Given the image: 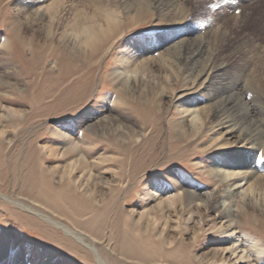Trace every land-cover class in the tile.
Instances as JSON below:
<instances>
[{
	"label": "rangeland",
	"instance_id": "1",
	"mask_svg": "<svg viewBox=\"0 0 264 264\" xmlns=\"http://www.w3.org/2000/svg\"><path fill=\"white\" fill-rule=\"evenodd\" d=\"M65 1L73 3L79 13L98 10L97 6L112 13L121 21L114 38L124 37L114 46L112 39L100 45L77 40L64 47L62 39L73 32L67 27L69 15L61 18L60 26L47 19L36 25L22 12L21 0H0V98L5 101L0 103V130L5 132L0 134V264H96L88 249L15 202L86 236L108 264H150L137 258L124 260L122 248H136L143 258L149 255L146 260H154L151 264H158L151 254L152 243L160 252L177 250L171 259L179 264H249L245 254L217 253L222 248L213 241L211 229L215 218L218 223L216 212L202 209L185 214L180 221L168 214L172 225L162 239L156 234L163 227L147 229L154 206L147 201V192L156 191V187L167 189L163 199H173L174 209L180 210L173 188L178 179L188 187L215 193L218 186L209 171L219 159H235L237 149L221 147L212 124L203 125L199 132L187 124L184 130L175 126L180 118L173 99L186 85L185 69L179 63L164 68L155 62L146 69L132 64L130 73L138 75L120 90L112 73L119 68L121 57L131 63L147 54L146 58L153 55V60L184 43L206 41L204 59L213 55L215 65L226 64L228 75L239 79L242 94H250L245 88L250 84L262 99L264 0H176L172 12L162 15L153 0H91L97 6L88 0ZM16 13L23 17L17 18ZM142 48L145 52H139ZM244 69L251 77L248 83ZM142 72L147 75L144 82ZM70 73L75 74L64 79ZM6 84H14V88ZM247 99L251 101L249 96ZM5 107L19 114L6 117ZM99 115L131 131L121 130L126 137L119 138L111 125L100 122ZM100 123L103 126L98 132H92L90 126ZM65 134L81 140L79 148L102 173L99 188L95 192L90 188L92 200L83 196L81 201L68 187L58 184L61 173L55 171L61 172L71 159L69 155L73 156L67 147L62 148L60 140ZM258 163L263 165L264 159ZM259 195V210L254 213L264 226V190H259ZM235 210L238 212V207ZM188 218L190 223L185 220ZM177 222L181 227L172 228ZM198 223L205 224L199 240L190 229L185 231L186 226ZM263 226L259 222L239 226V240L245 244L251 234L264 243ZM146 236L151 240L148 249L141 243H149Z\"/></svg>",
	"mask_w": 264,
	"mask_h": 264
},
{
	"label": "bare ground",
	"instance_id": "2",
	"mask_svg": "<svg viewBox=\"0 0 264 264\" xmlns=\"http://www.w3.org/2000/svg\"><path fill=\"white\" fill-rule=\"evenodd\" d=\"M88 1L92 4L91 0ZM175 1L176 0H153V5H156L157 9L160 11L159 14L162 15L163 12H172V7H174ZM21 2L23 8L22 12H25L27 15L26 18L36 25L45 24L47 19V22L49 21L50 24L57 23V25L60 26L61 18L64 17V15L70 16L71 21L69 22V25L71 27L69 25L67 27L73 32L67 33L66 37L62 39L64 47L75 45L77 40H86L90 43L93 42L96 45H100L106 44L113 39L114 43L112 46L123 40V34L114 38L118 26L121 23V21L118 20V17L112 13L100 10L99 6L95 5V3L92 5L97 6L98 10L90 12L85 9L79 13L75 10L73 3L69 1L66 2L65 0H21ZM143 9L148 13L147 8ZM17 11H21L20 7ZM18 17L22 18L23 16L19 13L17 14V18ZM194 41H188L189 43L177 46L175 49L173 48V51H167L168 53L165 55L164 53L161 55L158 54L157 58H153V60H150V58L154 56L150 55V58H146V56H148L147 54H145L144 58L142 57L143 59L136 58V60L131 63L127 58L121 57L119 68L115 69L112 73L113 78L119 82L117 89L120 90L122 84L123 86L128 87L129 82L136 77V74L138 75V72H135V75L130 73L129 69L132 64V66L143 65L144 69H146V66H150L155 62L164 68L171 66V64L179 63L182 68L185 69L184 72L186 76L184 79L186 85L185 89H182L183 91L177 93L173 99V107L178 108V116L180 118L178 121L179 123L175 126H179L180 130H184L185 125L187 124L193 131L195 130L199 132L203 125L206 126L212 124L214 127L213 129H215L217 133V140L221 142V147L237 149V152L233 154L235 159H230V161H227L224 158L219 159L217 164H215L217 166L211 168L209 171L210 173L208 172L218 186L215 193L204 188L199 189L197 187H188L178 179L173 188L175 190L177 201L180 203V210L176 208L174 209L175 203L173 199H163L167 194V189L156 187V191L147 192V201H151L154 204L152 208L153 216H151V212L148 211L149 214L147 213L151 218L149 224H147V229L150 227L154 231L158 227H163V229H159L156 234V238L162 239L166 237V230L169 229V227L171 228L172 224L170 225V223L172 220H170V217L173 214L177 216V221H180L186 217L184 216L185 214L193 212L199 213L202 209H204L205 212H216L218 213V223H216L215 218L211 229L214 230L213 235L215 238L213 241L218 243V246L222 248H219L220 250H217V253L220 252L223 256L226 253H230L232 255H237V257L239 256L238 253H242V255L245 254L244 260L249 264H264V243L262 239L251 236V234L250 236L246 234L248 239H246L247 243L244 244L243 241L238 238L239 226L245 223L252 224L253 222H259V224L263 226V220L258 219V216L255 215L254 211L259 210L260 203H258V201L261 198L259 190H264V163L263 165H259L258 163L261 161V157H264V102H262V99L264 98L261 99L257 96V92L252 89L250 84L249 86L246 85V87H244L246 89L249 88L254 96L251 97V92L250 94H245V92L242 94L240 91L239 79L234 80V77L228 75L226 64L215 65L213 55L204 59L206 54L204 43H206V41H202L203 44H196ZM3 46H8V42L5 41ZM141 51L145 52L144 48L139 50V52ZM245 70L246 69L243 70V73H245L244 77L247 75V81H245L248 83V79L251 77L246 73L248 70ZM74 74L75 73H70L66 75L64 79L71 77ZM139 74L144 82L147 75L143 72ZM234 76L236 77V75ZM61 79L60 76V80ZM6 85H8L7 88H14V84ZM63 85L64 84H62V86ZM248 96L251 100L250 102L247 101ZM0 99V103H5L3 98ZM202 100H205V102H201ZM258 101L262 105L257 104ZM116 102H118V100H115L114 104ZM113 110L114 109H111L112 113L114 112ZM4 112V116L6 117H9L10 114H19L18 111H15L11 107H5ZM99 116L101 119L100 122L102 124L106 123L105 125L108 124L107 126L111 125L112 132L119 138L126 137L124 132H120L121 130L125 132L131 131L128 127L121 126L118 121L110 117ZM110 121L111 123H109ZM101 123L91 125V131L98 132L99 127L103 126ZM174 132L176 134L178 133L175 130ZM4 133L5 132L1 129L0 134ZM232 140H236V143H231ZM60 142L63 146L62 148L67 147L68 151L73 156L69 155L71 159H67L66 165L61 172L58 170L55 171L56 174L61 173L58 179L59 186L61 188H64L62 187L64 185L65 187H68L67 191L74 194L76 198L81 201L85 200L83 196L92 200V193H89L90 188L93 192L99 188L102 173L95 170L94 164L88 161L89 158L87 157L86 152L79 148V145L82 144L81 140L71 139L68 134H65L64 136L62 135ZM100 168L102 169V165ZM106 169V167H103L104 171ZM43 180L48 184L47 180ZM83 188L84 190H82ZM71 189L74 192H72ZM78 192H80V195L82 196L78 195ZM111 203H113V200L110 204ZM13 204L24 211L38 215L41 219H44L49 224L62 230L67 236L73 238L80 245L88 249L92 253L94 257L93 260L96 264H108V260L101 256L100 251L93 243H89V239L86 238V236H82L59 221L27 207L24 203L15 202ZM92 207L95 208L94 205H92ZM145 207L147 208V206ZM237 207L239 210L238 212L235 210ZM168 214L170 217H168ZM261 214L264 215L263 209L261 210ZM239 218H241V220H239ZM185 220L188 223L192 221L191 218ZM137 225H140V221ZM173 227L179 229L181 226L180 223L177 222L176 226L173 225L172 228ZM250 228L253 229V226ZM189 229L194 238L198 239L205 229V224L201 226V224L198 223L192 228H189L188 226L185 227L186 232L189 231ZM147 239L149 243L144 240L141 242L146 249L150 247L151 241L150 238ZM131 241L133 243L136 242L133 240ZM178 244H180V242ZM229 244L232 246L228 248L227 245ZM151 246L153 248H150L151 254L153 253L156 256L155 260L158 264H179V262L176 263L171 259V256H174L178 252L177 250L171 249L160 252L156 248L155 243H152ZM120 253L123 255L124 260L137 258L142 263L150 262V264L154 261L146 260V257L149 255L143 258L141 253L137 252L136 248H122Z\"/></svg>",
	"mask_w": 264,
	"mask_h": 264
},
{
	"label": "snow or ice",
	"instance_id": "3",
	"mask_svg": "<svg viewBox=\"0 0 264 264\" xmlns=\"http://www.w3.org/2000/svg\"><path fill=\"white\" fill-rule=\"evenodd\" d=\"M238 14V13H237ZM261 159H264V157H261Z\"/></svg>",
	"mask_w": 264,
	"mask_h": 264
}]
</instances>
